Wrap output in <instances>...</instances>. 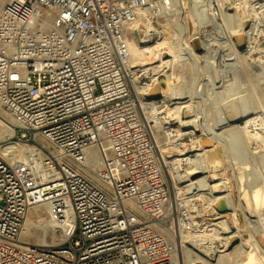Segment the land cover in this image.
I'll use <instances>...</instances> for the list:
<instances>
[{"label": "built area", "instance_id": "built-area-1", "mask_svg": "<svg viewBox=\"0 0 264 264\" xmlns=\"http://www.w3.org/2000/svg\"><path fill=\"white\" fill-rule=\"evenodd\" d=\"M210 4V17L202 5L193 8L198 22H223L226 10L249 4V28L254 20L264 23V0ZM179 6V0L4 2L0 121L12 134L0 145L17 141L38 152L8 155L0 147V264H181L177 229L190 235L197 216L173 205L132 89L138 72L130 67V39L142 16L176 15ZM159 100L145 102L157 108ZM34 206L75 222L62 245L22 243Z\"/></svg>", "mask_w": 264, "mask_h": 264}, {"label": "bare ground", "instance_id": "bare-ground-1", "mask_svg": "<svg viewBox=\"0 0 264 264\" xmlns=\"http://www.w3.org/2000/svg\"><path fill=\"white\" fill-rule=\"evenodd\" d=\"M191 1L194 3L193 5L194 7L199 6V4L202 5V8L204 10L203 14L206 17L209 16L208 10L206 11L205 9L209 8V6L211 5L210 4L211 0H191ZM241 2L243 3V0H241ZM204 4H206V6H204ZM242 5L244 6V8L245 7L249 8V4H242ZM240 9L241 7L239 8L238 6V8L230 10L229 14L234 13V15L232 14V16L237 17V14L238 15L240 14ZM248 12L250 16V10ZM146 14H148V12H146L145 15L142 16V18L138 21L137 26L135 27V31L133 33L135 43L134 45H132V47H131L132 41L130 39V51H131L130 67L132 69L134 68L133 70L134 71L137 70L136 72H138V75H135L133 78H131V84L134 93L138 95L139 98L141 99V107L143 106V110H144L143 112V110L141 109L142 115L144 116L146 121L150 122L149 124L151 128H152V121L155 122V125L153 126L152 129V131H154L153 133L154 141L156 142L158 153L165 165L166 173L169 176L170 180L173 181L175 180L176 182L175 184H177V182H180V184L187 183L184 186H182L181 189H187L189 191V194H191V196L193 197V199L191 198L192 200L196 201V199L197 200L209 199L210 201H212L210 205L211 204L216 205L218 208L220 200L225 198L228 201L229 203L228 205H230V208H233V204L231 201L232 193H229L227 189L228 184L225 181L221 180L223 179L222 177L220 178L218 176V171L223 169L227 161H229L228 163L232 162V156L230 154L231 151L229 152L230 149L227 145L228 140L227 139H226L227 141L225 140L226 137L225 133L216 131V128L206 129V127H204L205 125L202 126L201 124H199L197 120L198 117H196V114L194 113L193 110L189 109L188 107L189 105L182 104L188 101V100L186 101V99L189 98V94H186V92L182 90L183 84H181L179 80V71H178V67L176 66L177 64L173 65V62H171L172 59H170V55H171L170 51L172 48L171 47L172 44L170 42L171 40L165 35V30L160 29V27L157 25L156 22H153L152 25L149 24V26H147V24H145V22L142 21L146 16ZM180 20L183 28L178 29V31L181 30L179 36L185 39V41L183 43H180V45L181 47L187 46L190 49V51L193 52V49L189 47V39L187 37L190 38V36H188L189 30L186 26V22L184 19H180ZM217 20L218 19L214 20L213 23H209L207 25L197 21L196 30H198L199 34L201 35L210 36L209 27L213 25H217L218 27H221L220 23L216 22ZM246 20L248 21V19H245L244 14L242 16L241 15L238 16L235 19V23H233L234 24L233 29H230V30H234V32L230 33L231 39L233 40V38H235V41L233 40L234 41L233 47L235 53L233 54H236L238 55V57L245 59V61H247V63L251 64L253 67L255 66V68L256 67L259 68L260 69L259 74L261 75L259 77L262 80H264V49L258 46V42L261 41L260 38L264 37V23L261 22L260 20L259 21L254 20L251 28L246 30L247 28ZM142 25L146 26L144 29L145 30L144 37L140 35V30H141L140 28H143ZM251 30L252 32L249 33ZM206 32H209V34H206ZM245 34L247 36V43H249V46H251V43L253 42H255L256 45L252 47H248L247 49H241L240 47H242V40ZM217 37L214 38L213 36V38L210 39L212 40L211 42H213V39L219 40L224 36L218 34ZM207 41L209 42L208 39ZM208 42L205 44L206 45L205 48L209 50V52L212 50L211 47L219 46L221 44L218 43L219 44L218 45L216 44L217 42L216 43L213 42L209 44ZM162 44L167 45L166 49L169 50V53L168 51L166 52L162 51V46H161ZM133 46L136 47V50H138V52L134 54L136 55V57L139 58L138 63L135 62L132 54ZM194 55L196 59L205 58L207 60L206 53L197 54L194 52ZM224 57L225 56H223L222 58L224 62L226 60H230V59H225ZM141 67L143 68V71H141ZM163 77L165 78V81L162 84L161 78ZM222 81L223 80L221 79L219 80L214 79L213 81L212 80L209 81V83L216 85L222 83ZM149 96H153V97L161 96L162 98L158 101L159 103H161L160 107L157 108L148 107L146 105L145 100H147V97ZM170 101H172V103H170ZM147 112L152 113L154 115H149ZM239 113H237L234 120L235 121L242 120L243 123L241 122L242 124L240 123L234 124V127L237 130H239L242 133V135L249 140V142L254 141V146L253 145L252 146L255 149H257V151H259V148L262 149L264 147V120L262 121L261 120L262 118H260V116H254V113L245 114L246 112H244L238 115ZM230 117L231 116L227 118L228 122L230 120L229 119ZM174 124H177V126H175V128H173L172 130H174L176 133L175 136L171 138V143L174 144L180 150V152L176 158L170 160L168 159L169 156L165 154V148H163L160 143L158 132L161 131L162 127L165 128L164 126H168V128H172ZM218 125L222 126L224 125V122L223 123L221 122ZM11 134L12 132L6 125L5 121L1 120L0 141L3 140L5 137H8V135L10 136ZM14 142L20 143L17 141H7L3 145H0V147L3 150V152H5L8 155L16 154L17 150L18 151L21 150L23 152L26 151L31 152L33 150H36L34 146H24L22 149H17L13 145ZM208 142H214L213 144L214 146L213 147L208 146L207 145ZM217 144H220L222 146V150H223L222 153H217L214 151L215 146ZM36 152H38V150H36ZM37 172H39L38 169ZM203 173H205L204 177L196 179V177H198L199 174H203ZM171 191H173L172 188ZM227 191L228 193H226ZM180 192L181 190L175 191L174 193L175 196L173 195L172 199L176 200ZM251 193H249V191L246 192L244 197L248 198V196H250L249 194H251V198L257 205V209H258L261 204H264V185L261 187L258 186L255 187ZM207 203H209V201ZM186 204L187 203L184 202V204L182 205L187 206ZM176 205H180V204L176 203ZM188 207L189 206H187V208ZM189 208L191 209L192 212H194V207L190 206ZM234 208L236 209V207ZM217 214L218 217L216 221L212 224L207 223L208 224V225L206 224L207 226L203 222H198L199 220L197 218H194L193 222L196 231H194L190 235L184 232L180 234L179 233L180 230L177 229L178 232L177 242H178V251H179L178 253L180 256L181 264H199V263L215 264L210 261L212 257H218L219 262L225 261V256L228 254L227 251L235 243V240L240 238V233L238 227L236 226V221L233 220L231 217L227 216L228 214H230V212L226 214H222L218 211ZM35 215H37L39 220H46L45 219L46 215H50L52 216V218H56V219L59 218L58 214L51 213V211H49L48 209L46 210L43 206H34L28 215L25 224L26 228L24 227L25 231H23L22 237L29 236L30 234H32L33 228H31V226L35 224L34 223ZM196 215H194V217ZM60 216L62 217V219L63 217L64 219L66 218L64 220V228H65L64 230H65V234H67L68 228H72L75 222L71 220L70 216L68 217L63 215ZM197 231L198 233H196ZM208 235L212 239H209L210 242L208 243L206 248L203 249L198 244H205L204 240L206 239L205 237H207ZM215 240L220 242L218 243L219 245L215 244L217 242ZM254 241H256V239H254ZM22 243L30 244V242L26 240H23ZM188 243L189 244L191 243V246L194 247V249H197L198 251H196L197 253L195 252L197 258H194L191 261L186 262L184 255H182V251L185 252V247ZM246 244H250V243L249 242L246 243L242 240L241 243L237 245V247L240 246L241 248H245ZM257 244L251 243V247H254V245L257 246ZM256 248L257 249L251 248V250L245 251L247 252L248 260L244 264H264V257L262 256L263 253L261 254L262 258L260 257V253H261L259 252L260 246H257ZM256 250H258V252H255ZM260 260H262L263 262ZM219 262L217 264H219Z\"/></svg>", "mask_w": 264, "mask_h": 264}, {"label": "rangeland", "instance_id": "rangeland-1", "mask_svg": "<svg viewBox=\"0 0 264 264\" xmlns=\"http://www.w3.org/2000/svg\"><path fill=\"white\" fill-rule=\"evenodd\" d=\"M5 1L6 0H0V9ZM179 4L180 6L177 9L176 15H167L161 18H150L151 16L149 13L146 14V18H144L142 21H144L147 26H149V24L152 25L153 22H156L160 29L165 30V35L171 40L170 42L172 44V48L170 51V59H172L171 62H173V65L177 64L176 66L178 67L179 71V80L180 83L183 84L182 90L186 92V94H189V98L186 99V101H188L182 104L189 105V109L193 110L196 114V117H198L197 120L199 124L202 126L205 125L204 127H206V129L216 128V131L224 132L226 136H224L225 140H228L227 145L230 149L229 152L231 151L230 154L232 156V162L228 163L229 161H227L223 169L218 171V176L220 178L222 177L223 179L221 180L228 184L227 189L229 193H232L231 201L233 208H230V214L227 216L236 221L240 238L236 239L235 243L227 251L228 254L225 256V261L219 262L218 257H212L210 261L215 264L218 262L219 264H244L248 260L247 252L245 251H249L251 248L257 249L256 247L260 246V257L262 253V256L264 257V204H261L257 209V205L251 198L252 190L257 186L261 187L264 185V147L262 149L259 148V151H257V149L253 147L254 141L249 142V140L234 127V124L243 123L242 120H234L237 113L239 112H246L245 114L254 113V116H260V118H262L261 120H264V80L259 77L261 76L259 74L260 69L257 67L255 68V66L253 67L251 64L247 63L245 59L233 54L235 53L233 47L235 38H233V41L230 37V33L234 32V30L230 29H233V23H235V19L240 15L242 16L243 14L245 19H247L249 13L247 14L246 9L243 7L240 9V14H237V17L235 16V18L232 16L234 13L229 14V9L228 11H225L223 22L219 19L216 21L217 23H220L221 27L213 25L209 27L210 36L201 35L199 34L198 30H196V23L198 20L193 14V8H195L193 6L194 3L191 0H179ZM180 19H184L186 22V26L189 30L188 36H190V38L187 37L189 39V47L193 49V52H191L187 46L181 47L180 45V43L185 41L183 37L179 36L181 30L178 31V29L183 28ZM246 24V30H248L251 25V21L248 20ZM142 26L143 28H140V35L144 37V29L146 26ZM206 34H209V32H206ZM218 34H221L224 37L220 38L219 40L213 39V42H217L216 44H221H218L219 46L211 47L212 50L209 52V50L205 48V44L208 42L207 39L209 40V44L213 43L210 39H212L213 36L214 38L217 37ZM260 40L261 41L258 42V46L264 49V37L260 38ZM131 41L132 47V45L135 43L133 36L131 37ZM246 44H248V47L256 45V43L253 42L251 43V46H249V43H247V36L245 34L242 40V47L240 48L247 49L248 47ZM161 46L162 51H168L169 53V50L166 49V44H162ZM137 52L138 50H136V47L133 46L132 54L136 63L139 61V58L134 55ZM194 52L197 54L206 53L207 60L205 58L196 59ZM223 56H225V59L230 60H226L224 62L222 60ZM214 60L216 61L215 67L212 65ZM142 67L141 71H143ZM214 79H221L225 81L224 83L222 81V83L216 85L209 83V81H213ZM161 98L162 97L159 99ZM170 103H172V101H170ZM141 109L143 110V106ZM147 113L149 115H154L149 112ZM229 116L231 117L229 118L230 120L228 122L227 118ZM221 122H224V125L219 126L218 124ZM154 125L155 122L152 121V129ZM175 126H177V124H174L172 128L164 126L165 128L162 127L161 131L158 132L160 143L162 147L165 148V154L169 156L168 159L170 160L176 158L180 152V150L171 143V138L174 137L176 133L174 130H172L175 128ZM39 141L41 145H50V143L43 138H39ZM13 145L17 149H22L24 146H29L27 144L25 145L23 143L16 142H14ZM204 176L205 173L199 174L196 179ZM169 183L170 187L173 189V191H171L172 198L175 191L181 190L178 198H176V200L172 199L174 206L176 203L184 204L185 202L187 203V206L194 207V212L192 213L194 215L199 214L196 215L197 219L199 220L198 222H203L205 225L207 223L212 224L216 221L218 217V208L216 205H210L212 201L209 199H196V201L192 200L193 197L191 194H189V191L187 189H181V187L187 183L180 184V182H177V184H175V180L173 181L170 179ZM228 191L226 193H228ZM245 191H249V193H251L249 194L250 196H248V198L244 197L246 193ZM208 201L209 203H207ZM234 207H236V209ZM58 217L59 218H57V220L56 218H52L50 215H46V220H39L37 215H35V224L32 225L33 227L31 226V228H33L32 234L25 236L22 239L30 243L58 246L62 245V243L67 239V234H65L64 230V220L66 218L64 219L63 217L62 219L60 215ZM196 233H198V231ZM252 237L256 239V241H254ZM205 238V244H198L203 249H205L210 242L209 239H212L209 235ZM242 240L246 243L249 242L250 244H246L245 248H241L240 246L237 247V245L241 243ZM218 243L220 242L217 241L215 244ZM251 243L257 244V246L254 245V247H251ZM196 251L198 250L194 249V247L191 246V243L186 245V254L184 251H182V255H184L186 262L197 258L195 254ZM255 252H258V250Z\"/></svg>", "mask_w": 264, "mask_h": 264}, {"label": "water", "instance_id": "water-1", "mask_svg": "<svg viewBox=\"0 0 264 264\" xmlns=\"http://www.w3.org/2000/svg\"><path fill=\"white\" fill-rule=\"evenodd\" d=\"M164 81H165V78L164 77L161 78L162 84L164 83ZM160 97L161 96H157V97L149 96V97H147V99L148 100H150V99H157V98L159 99ZM213 144H214V142H208L207 143V145L210 146V147H213L214 146ZM214 151L217 152V153H222L223 152L222 146L220 144H217L215 146V150ZM218 211L220 213H222V214H226V213H228L230 211V207L228 205V201L225 198H223L222 200H220L219 207H218Z\"/></svg>", "mask_w": 264, "mask_h": 264}]
</instances>
